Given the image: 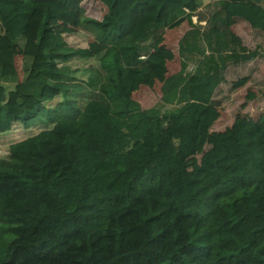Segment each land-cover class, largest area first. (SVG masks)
<instances>
[{
  "label": "trees",
  "instance_id": "1",
  "mask_svg": "<svg viewBox=\"0 0 264 264\" xmlns=\"http://www.w3.org/2000/svg\"><path fill=\"white\" fill-rule=\"evenodd\" d=\"M77 1L0 0V131L42 125L0 147V264H264V112L234 135L210 128L213 91L237 60L229 24L264 31L261 0H214L207 52L186 30L179 68L144 108L130 90L170 54L125 64L104 39L153 41L202 1L100 0L99 19ZM80 22L96 35L85 45L63 36Z\"/></svg>",
  "mask_w": 264,
  "mask_h": 264
},
{
  "label": "rangeland",
  "instance_id": "2",
  "mask_svg": "<svg viewBox=\"0 0 264 264\" xmlns=\"http://www.w3.org/2000/svg\"><path fill=\"white\" fill-rule=\"evenodd\" d=\"M77 3L79 6V13L83 16H92L99 19L105 11V5L100 0H78ZM206 7V4L201 5V8H198L197 10V14L206 12ZM37 8L38 7L35 9L37 10ZM174 23L175 24L172 26L164 29L162 34L153 41L148 39L141 41L142 37H131L124 39L121 42L104 39L108 45L118 47L123 63L128 61L129 63L134 64L142 56L156 52L160 48H163V46L169 47V52H173L174 57L167 62L166 67L150 68L148 77L144 81L137 82L135 87L132 86L130 97L137 101L140 107L144 108L154 104L157 105V103L161 101L159 86L163 77L175 71L179 66L177 41L182 32L187 28L188 24L186 20ZM72 32L73 33H63V36L72 42L75 41L78 45H85L88 40L93 39L96 36L93 28L83 22H80L75 26ZM199 44L202 46L203 42L199 40ZM126 50L130 51L129 55L125 53ZM20 58V53L16 51L14 62L18 69V73L21 72V69L19 70ZM77 68H80V65H78ZM189 68L188 65L187 69ZM222 74L224 76L223 82H219L213 91L214 98L218 100L217 107L219 114L210 128L226 129L234 135L241 131L240 118L244 117L251 119L264 112V96L258 91V84H263L261 78L262 74L261 72H259V74H253V81L250 84L253 85L255 83V89H257V91L252 99L246 97L245 91L246 88L251 89L252 86H249L245 81L240 84V76L242 77L244 74L240 73L236 66L227 64ZM261 88L263 87H259V89ZM59 98L58 95L55 96L50 101V104L55 103ZM168 106L171 105L166 104V107ZM41 107L42 104L37 107V110L41 109ZM41 126V123L38 121L33 122L28 127L23 126L17 128L14 126L12 130L0 135V147L34 133ZM233 145H235L234 142ZM196 158H198L197 155Z\"/></svg>",
  "mask_w": 264,
  "mask_h": 264
},
{
  "label": "crops",
  "instance_id": "3",
  "mask_svg": "<svg viewBox=\"0 0 264 264\" xmlns=\"http://www.w3.org/2000/svg\"><path fill=\"white\" fill-rule=\"evenodd\" d=\"M201 1H202L201 5L206 4V6H207L206 7V12L197 14L198 13L197 12L198 8H201V5H200L192 13L191 22L187 21L186 19H180V20L176 21V22H182V21L186 20L188 26L182 32L181 36L183 35V33L186 30L192 29V30H194V34L196 36V40H197L198 43H199V40H201L203 42V40L201 39L202 31L206 27V21L208 20L209 14L214 9L213 6H212V2L214 0H201ZM261 3L264 5V0H261ZM173 24H175V23H173ZM173 24L164 27L162 29V31L160 32V34H162L164 29L172 26ZM228 29L236 37L237 43H234V47H235V52H236V55H237V57H236L237 60L236 61L228 60V61H226L225 66L227 64L232 65V66H236L237 69L240 71V73L244 74L242 77L240 76V84L243 81H245V82L248 83L249 86H252L251 89L250 88H246V90H245L246 91V97H248L249 99H252L254 97V95H255V92L257 91V89H255L256 84L255 83L253 85L250 84L253 81V74H259V72H261V74H262L261 78H262L263 84L262 85L258 84V91H260L262 96H264V77H263V70H264V63H263L264 31H262V30H260L258 28H254V27L250 26V24L245 19H243L241 17H238V16H234L233 17V20L229 24ZM69 33H73V32L71 31ZM131 37H142L141 41L147 40L143 36V34H141V33L134 34V35H131V36H127L124 39H128V38H131ZM179 39L180 38H178V41H179ZM178 41H177V55L179 57V66H180L181 56L179 55V52H178V50H179ZM119 42H121V41H119ZM202 46H204L205 52H207V50H206L207 48H206V45H205L204 42H203ZM230 46H233V45L230 44ZM16 47H18V46H15V48ZM160 49H165L170 54V58H167L165 60V62H164V65H163L164 67H166L167 62L174 57V54H173V52H169V47L163 46V48H160ZM18 50H21V49L18 47ZM125 53H127L129 55L130 51L126 50ZM144 56L139 58V60H141ZM195 56L196 55L193 56L195 58V60H193L194 58H191V59L187 60L186 65H185V69L186 70L191 69V68L187 69L188 65H189V67H191V64L197 63L198 59L202 57L201 54L197 55L196 57ZM124 63L125 64H131L128 61L124 62ZM136 63H134V64H136ZM131 65H133V64H131ZM179 66H178V68H179ZM225 66H224V68H225ZM157 67H162V66H157ZM178 68H176V70ZM224 68L222 70V73L224 71ZM19 70H20V67H19ZM17 72H18V69H17ZM21 76H22V73L21 72L18 73V77L21 78ZM223 79H224V76H223V78H222V80L220 82H223ZM140 81H144V80H138L137 82H140ZM5 84H6V89H7L6 99H7L8 102H13L15 100V93L12 90V83L8 82V83H5ZM261 86L263 88L259 89V87H261ZM22 98H23L24 105L27 106V107H30V108H32L34 110H37L38 109L37 107L39 105L41 106V103L34 101L30 96H22ZM14 126H16L17 128L23 127V125L19 121H14V122H12L11 127L8 130L0 131V135L12 130V128Z\"/></svg>",
  "mask_w": 264,
  "mask_h": 264
}]
</instances>
